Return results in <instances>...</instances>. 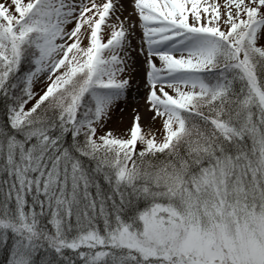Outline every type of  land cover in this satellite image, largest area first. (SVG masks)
<instances>
[{"label":"snow or ice","instance_id":"obj_1","mask_svg":"<svg viewBox=\"0 0 264 264\" xmlns=\"http://www.w3.org/2000/svg\"><path fill=\"white\" fill-rule=\"evenodd\" d=\"M129 7L0 0V264H264V0Z\"/></svg>","mask_w":264,"mask_h":264},{"label":"rangeland","instance_id":"obj_2","mask_svg":"<svg viewBox=\"0 0 264 264\" xmlns=\"http://www.w3.org/2000/svg\"><path fill=\"white\" fill-rule=\"evenodd\" d=\"M129 4H130V0H127L126 8L131 11ZM139 80L142 84L143 81L141 77L139 78ZM135 87L137 89L136 94H133L132 92H130L129 99H127L126 101H121L117 103L116 107L113 109L111 119L108 121L106 127H111L118 132H123L124 129L128 128L132 120H128L126 118L127 111L129 107L132 108L133 107L132 105L134 103H137V101L141 102L140 105L143 106L144 111H146L147 114L149 115L147 106L144 104V101L142 99L144 90L140 86V84H135ZM144 123L145 125L148 124L146 122Z\"/></svg>","mask_w":264,"mask_h":264},{"label":"bare ground","instance_id":"obj_3","mask_svg":"<svg viewBox=\"0 0 264 264\" xmlns=\"http://www.w3.org/2000/svg\"><path fill=\"white\" fill-rule=\"evenodd\" d=\"M124 3H125V11L126 12H128V11H130V10H128L127 8H126V4H127V0H124ZM139 78H140V76L137 74V76H136V80H139ZM134 84H135V81H134ZM130 94V93H129ZM130 98V96L128 97V99ZM140 101H137V103H134L132 106V108L131 107H129V109H128V111H127V115H126V118L128 119V120H132V117H133V109L134 108H139L141 111H142V119H143V122H146V123H149V121H148V114H147V112L146 111H144V109H143V106L142 105H140ZM144 114V115H143ZM158 126V125H157Z\"/></svg>","mask_w":264,"mask_h":264},{"label":"trees","instance_id":"obj_4","mask_svg":"<svg viewBox=\"0 0 264 264\" xmlns=\"http://www.w3.org/2000/svg\"><path fill=\"white\" fill-rule=\"evenodd\" d=\"M3 260V257H2V255H0V261H2Z\"/></svg>","mask_w":264,"mask_h":264}]
</instances>
